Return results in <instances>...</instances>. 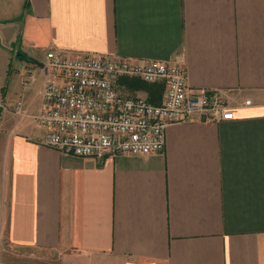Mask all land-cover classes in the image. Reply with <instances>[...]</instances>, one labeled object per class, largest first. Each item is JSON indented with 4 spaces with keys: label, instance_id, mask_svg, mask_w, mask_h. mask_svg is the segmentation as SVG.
Returning a JSON list of instances; mask_svg holds the SVG:
<instances>
[{
    "label": "crops",
    "instance_id": "1",
    "mask_svg": "<svg viewBox=\"0 0 264 264\" xmlns=\"http://www.w3.org/2000/svg\"><path fill=\"white\" fill-rule=\"evenodd\" d=\"M50 51L181 65L234 119L171 124L161 154L70 157L33 120ZM4 68L0 264H264V0H0Z\"/></svg>",
    "mask_w": 264,
    "mask_h": 264
},
{
    "label": "built area",
    "instance_id": "2",
    "mask_svg": "<svg viewBox=\"0 0 264 264\" xmlns=\"http://www.w3.org/2000/svg\"><path fill=\"white\" fill-rule=\"evenodd\" d=\"M46 67L43 105L33 120L47 130L45 146L70 157L161 154L171 124L234 119L223 92L192 90L181 65L50 51ZM122 79L164 84L165 97L154 104L125 94L118 87ZM12 108L18 115L26 111L22 102Z\"/></svg>",
    "mask_w": 264,
    "mask_h": 264
},
{
    "label": "rangeland",
    "instance_id": "3",
    "mask_svg": "<svg viewBox=\"0 0 264 264\" xmlns=\"http://www.w3.org/2000/svg\"><path fill=\"white\" fill-rule=\"evenodd\" d=\"M1 70V69H0ZM2 73V82L3 84H6L7 85V81L9 80V83H10V80H11V75H9V71H7L6 68H4L3 71H0ZM16 78H19L16 74H14ZM133 95V93H130ZM19 101H15L14 103H8L9 104V107L12 108L15 106V104H17Z\"/></svg>",
    "mask_w": 264,
    "mask_h": 264
},
{
    "label": "trees",
    "instance_id": "4",
    "mask_svg": "<svg viewBox=\"0 0 264 264\" xmlns=\"http://www.w3.org/2000/svg\"><path fill=\"white\" fill-rule=\"evenodd\" d=\"M141 86V88H145L146 89V85H140ZM151 101H149V102H151V103H154V104H159V103H157V102H154L155 100L154 99H150Z\"/></svg>",
    "mask_w": 264,
    "mask_h": 264
}]
</instances>
